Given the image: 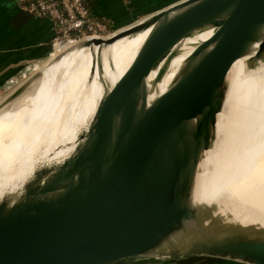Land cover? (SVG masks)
Segmentation results:
<instances>
[{
    "label": "water",
    "instance_id": "1",
    "mask_svg": "<svg viewBox=\"0 0 264 264\" xmlns=\"http://www.w3.org/2000/svg\"><path fill=\"white\" fill-rule=\"evenodd\" d=\"M148 27L143 49L99 99L83 139L50 180L0 204V264H111L158 254L264 264V228L223 221L230 211L222 200H191L233 61L254 42L250 58L264 57V0H177L84 43ZM211 27L149 98L150 70L160 77L178 40Z\"/></svg>",
    "mask_w": 264,
    "mask_h": 264
},
{
    "label": "bare ground",
    "instance_id": "2",
    "mask_svg": "<svg viewBox=\"0 0 264 264\" xmlns=\"http://www.w3.org/2000/svg\"><path fill=\"white\" fill-rule=\"evenodd\" d=\"M151 31L98 44L84 43L89 37L56 42L51 54L36 62L38 75L30 86L0 106V204L9 207L31 194H26L29 186L50 180L83 139L99 99L135 61ZM211 31L195 29L178 40L160 77L157 67L150 70L149 98L168 85ZM256 47L254 42L227 73L215 138L199 161L191 200L205 205L222 200L226 214L230 211L223 221L264 228V57L250 58Z\"/></svg>",
    "mask_w": 264,
    "mask_h": 264
},
{
    "label": "crops",
    "instance_id": "3",
    "mask_svg": "<svg viewBox=\"0 0 264 264\" xmlns=\"http://www.w3.org/2000/svg\"><path fill=\"white\" fill-rule=\"evenodd\" d=\"M174 1L177 0H88V4L91 12L114 30ZM54 35L48 17L33 15L20 0H0V89L26 63L47 57L54 47ZM124 260L127 261L111 264H249L220 257L198 261L175 254L163 255L152 262Z\"/></svg>",
    "mask_w": 264,
    "mask_h": 264
},
{
    "label": "built area",
    "instance_id": "4",
    "mask_svg": "<svg viewBox=\"0 0 264 264\" xmlns=\"http://www.w3.org/2000/svg\"><path fill=\"white\" fill-rule=\"evenodd\" d=\"M20 2L33 15L46 16L51 20L55 31L53 44L69 39L105 36L113 31L105 21L91 12L88 0H20ZM42 60L26 63L23 69L8 77L3 85L10 86L17 83L25 76L26 70L31 65L35 68L36 62Z\"/></svg>",
    "mask_w": 264,
    "mask_h": 264
},
{
    "label": "rangeland",
    "instance_id": "5",
    "mask_svg": "<svg viewBox=\"0 0 264 264\" xmlns=\"http://www.w3.org/2000/svg\"><path fill=\"white\" fill-rule=\"evenodd\" d=\"M22 67L21 69H23ZM40 68V67H39ZM38 75V70L36 68H33V65L29 67V69L26 70L25 76L21 77L17 83H14L10 86L3 85L0 89V106L6 103L13 95H16L20 91L24 90L27 86H30L33 79ZM261 146H264V141L261 142ZM224 203L223 201H221ZM222 203L219 202L220 205L224 206ZM237 215V214H234ZM246 219H250V217H246ZM252 219V218H251ZM262 220V219H260ZM253 221V220H252ZM165 254H158V255H150V256H135L130 257L134 258L132 260H139V261H155L158 257H162ZM121 261H127V260H121ZM128 262H131L130 260Z\"/></svg>",
    "mask_w": 264,
    "mask_h": 264
},
{
    "label": "trees",
    "instance_id": "6",
    "mask_svg": "<svg viewBox=\"0 0 264 264\" xmlns=\"http://www.w3.org/2000/svg\"><path fill=\"white\" fill-rule=\"evenodd\" d=\"M182 256H185V257H194V259L198 258V261H201L203 260L204 258H209V259H214V257H209V256H202V255H182ZM134 258H129V260H132ZM216 259V258H215Z\"/></svg>",
    "mask_w": 264,
    "mask_h": 264
}]
</instances>
